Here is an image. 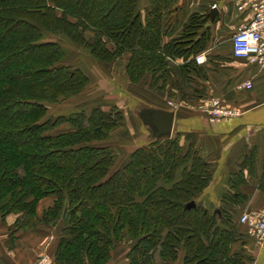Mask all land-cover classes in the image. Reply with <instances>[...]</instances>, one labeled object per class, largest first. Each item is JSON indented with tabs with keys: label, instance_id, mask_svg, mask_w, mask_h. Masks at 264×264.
I'll list each match as a JSON object with an SVG mask.
<instances>
[{
	"label": "trees",
	"instance_id": "1",
	"mask_svg": "<svg viewBox=\"0 0 264 264\" xmlns=\"http://www.w3.org/2000/svg\"><path fill=\"white\" fill-rule=\"evenodd\" d=\"M180 1L148 0L142 12L139 0H0V215L20 214L12 236L39 221L56 226L63 218L54 264H106L123 242L131 244L130 264L180 256L184 264L247 259L231 252L245 236L230 208L211 212L198 203L212 170L193 143L186 149L180 134L137 148L113 171L112 148L92 142L123 125L125 116L115 104L108 112L95 105L90 114L46 120L48 104L77 96L90 82L83 69L60 63L66 50L59 41L42 40L50 33L84 46L103 63L128 54L131 83L147 78L161 97L176 82L179 95L188 96L184 82L197 86L204 78L195 56L211 33L208 14L186 16ZM178 58L188 79H173ZM205 94L197 86L191 97ZM63 122L73 130L47 133ZM229 193L224 203L234 195ZM47 197L53 204L40 220L37 209Z\"/></svg>",
	"mask_w": 264,
	"mask_h": 264
},
{
	"label": "crops",
	"instance_id": "2",
	"mask_svg": "<svg viewBox=\"0 0 264 264\" xmlns=\"http://www.w3.org/2000/svg\"><path fill=\"white\" fill-rule=\"evenodd\" d=\"M147 5L148 0H139L142 12L146 10ZM180 5L185 6L186 16L193 12L207 13L208 21L205 27L209 28L211 33L206 48L202 51L206 60L197 63L204 75L199 87L203 88L206 94L201 99L195 98L193 102L198 99L203 104L204 100L214 96L226 107L237 109L240 113L220 122H212L206 112L197 111L194 104L188 100L186 103L178 97H170L169 106H162L175 112L171 137L175 132L180 134L181 143L184 146L188 145L186 149L190 146L189 143L193 142L201 156L210 164L213 177L198 201L211 212L220 206H228L232 217L239 223L243 211L259 209L264 205V67L231 55L232 33L243 22L249 20L248 13L236 9L235 0H181ZM183 61V58L176 59L173 79L187 78L180 69ZM246 81H250L252 85L238 87ZM184 83L188 89V96H191L195 84L191 82L190 86L188 81ZM131 102L134 103L135 100ZM113 104L116 103L113 101L111 106ZM131 110L132 115L126 117V124L123 125L127 136L122 139H135L133 135L137 130L142 134L140 145L157 139L149 126L141 120L139 110L134 108ZM128 118L133 130L127 127ZM189 134H193V138ZM187 136L191 138L185 140ZM238 173L241 175L236 177ZM229 191L234 195H230L229 201L224 203V195ZM43 200L47 201V208L53 203L52 197L41 201ZM19 216L20 214H10L3 219L0 215L1 264H26L27 261L29 264L46 252L53 258L61 234L60 228L36 227L17 231L11 236L13 231L11 226ZM238 225L239 232L245 237L233 244L231 252L241 253L247 258L242 264H264V243L259 244L250 237L244 224ZM113 255L106 264H119L112 262ZM170 263L184 264L182 256ZM120 264L130 263L127 259Z\"/></svg>",
	"mask_w": 264,
	"mask_h": 264
},
{
	"label": "rangeland",
	"instance_id": "3",
	"mask_svg": "<svg viewBox=\"0 0 264 264\" xmlns=\"http://www.w3.org/2000/svg\"><path fill=\"white\" fill-rule=\"evenodd\" d=\"M86 35L93 36L94 34L90 31H87ZM42 40L59 41L62 44L63 48L66 50V56L63 60H61L60 63L65 65H70L74 68H81L87 73V75L90 78L89 84L77 96L68 99H61L59 102L55 104L54 103L48 104L49 111L46 120H50V119L54 120L59 116H65L80 111H86L87 113L90 114L91 110L94 108L95 105L101 106V108L104 111L108 112L111 109V104L114 101L117 104L115 105L119 108L120 111L123 112L125 116V120L123 123V125H125L126 117H128L129 114L132 115L131 108H134L135 110L138 109L140 112V110L142 109L141 107L143 106L146 107V105L147 106L164 105L168 107L169 106L168 101H170V97L172 96L173 98L174 97L177 98L180 93V87L177 86L176 82L171 83L169 90L165 91V94L161 96L162 98L159 97L160 96L159 94L156 93L157 95H159L156 96L154 94L155 92L153 93V91L149 86V79L147 78L143 79L142 81L136 84L131 83L126 74V69H125V66L127 64L128 54L119 58L115 62L108 64V63L100 62L98 59H96L94 56L90 54V51L87 48L72 42L66 36L50 33V34H46ZM197 78L198 80L200 79L199 76H197ZM196 85L199 87L200 81L199 84ZM200 95L203 94L200 93ZM180 97L183 98L186 101V103L188 100V102L194 104L197 111L199 110L202 112L204 111L207 114L208 112L206 111L205 108L207 102L211 99L219 100L218 97L210 96L208 99L204 100L202 104L198 99L195 102H193V100L197 96L193 98L191 96L182 97L179 95L178 99H180ZM133 99L135 100L134 103L131 102L133 101ZM160 99L161 101H159ZM139 101L142 103H140ZM165 101L167 103H165ZM131 117L132 116H130V118ZM128 124H129V126L127 125L128 129H130L131 127V129L133 130L134 128H132V126L130 125L129 118H128ZM123 125L112 130L106 139L96 140L92 142L93 145L110 146L112 148L113 153L115 154V162L112 168L113 171L122 169L128 163L130 159V155H132V153L137 148L143 146L142 144L140 145V141H139L140 138H142L141 136L142 134H139L138 130L137 133L133 135L135 139H131V140L122 139L127 136V135L125 136L126 128H124ZM72 130L73 127L70 124V122H63L62 124L56 126L54 129L47 131V133L58 134L60 132H70ZM176 135L177 132H175V134L172 137ZM189 135L191 137L193 136V134H189ZM191 137L187 136L186 137L187 139L185 140H189ZM184 144H186V142ZM46 203H47L46 200L45 201L43 200L39 203L40 205L38 208L40 213L37 209V214L40 220L43 218V214L47 209ZM198 203L200 202L198 201ZM63 223H64L63 218H61L59 220V224L56 225L57 228H60V231L64 226ZM36 227H39L41 229H48L50 225L46 224L43 221H39L35 227H30V228H36ZM22 230H27V229H20L18 231H22ZM130 247L131 244L126 242L116 244L114 250L112 251V254H114L112 262H118L120 264L124 260L127 261V259L128 262H130L128 258V251ZM43 254L40 255V257H38L35 261L33 260V262H29V264H36L41 259ZM52 259L54 264V256ZM158 262H162V261L159 260ZM170 262H174V261H169L167 264H171ZM27 263L28 261L26 262V264Z\"/></svg>",
	"mask_w": 264,
	"mask_h": 264
},
{
	"label": "built area",
	"instance_id": "4",
	"mask_svg": "<svg viewBox=\"0 0 264 264\" xmlns=\"http://www.w3.org/2000/svg\"><path fill=\"white\" fill-rule=\"evenodd\" d=\"M235 7L239 12L248 13L249 20L243 22L231 35L232 56L264 67V0H235ZM195 60L203 63L206 56L201 52L195 56ZM251 85L250 81H246L238 87ZM205 108L212 122H220L240 113L217 99L209 100ZM239 222L246 226L247 234L257 243H264V205L259 209L243 211ZM36 264H53V259L45 253Z\"/></svg>",
	"mask_w": 264,
	"mask_h": 264
},
{
	"label": "water",
	"instance_id": "5",
	"mask_svg": "<svg viewBox=\"0 0 264 264\" xmlns=\"http://www.w3.org/2000/svg\"><path fill=\"white\" fill-rule=\"evenodd\" d=\"M140 117L157 139L171 137L175 124V112L167 109L143 108ZM195 202L189 205H195Z\"/></svg>",
	"mask_w": 264,
	"mask_h": 264
}]
</instances>
